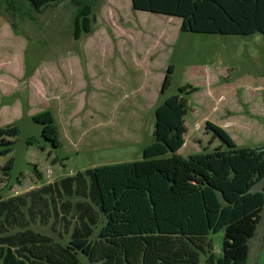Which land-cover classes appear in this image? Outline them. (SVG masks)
Returning a JSON list of instances; mask_svg holds the SVG:
<instances>
[{
    "label": "rangeland",
    "instance_id": "374dc122",
    "mask_svg": "<svg viewBox=\"0 0 264 264\" xmlns=\"http://www.w3.org/2000/svg\"><path fill=\"white\" fill-rule=\"evenodd\" d=\"M84 2L91 31L75 38ZM180 24L136 10L131 0H59L37 10L26 0H0V200L140 159L153 140L155 108L169 95L184 117L175 154L226 149L207 122L237 146L264 148V35L189 32ZM185 84L197 90L180 93ZM253 190L264 191V178ZM24 212L28 228L68 238L53 216L29 220ZM207 239L221 256L223 229ZM248 245L246 264H264V211Z\"/></svg>",
    "mask_w": 264,
    "mask_h": 264
},
{
    "label": "trees",
    "instance_id": "16d2710c",
    "mask_svg": "<svg viewBox=\"0 0 264 264\" xmlns=\"http://www.w3.org/2000/svg\"><path fill=\"white\" fill-rule=\"evenodd\" d=\"M30 10L59 0H26ZM136 10L176 16L183 31L264 35V0H131ZM31 12V11H29ZM91 3L74 36L91 31ZM197 88L178 87L180 93ZM153 140L138 160L102 164L0 200V264H246L264 211V148L237 146L206 125L226 149L175 154L184 144L183 108L169 95L154 111ZM37 176V169L33 168ZM38 216L61 222L68 238L27 227ZM15 226L18 229L12 230ZM94 227L97 237L91 239ZM223 229L222 255L207 239Z\"/></svg>",
    "mask_w": 264,
    "mask_h": 264
}]
</instances>
